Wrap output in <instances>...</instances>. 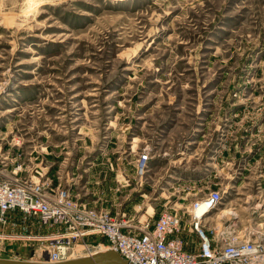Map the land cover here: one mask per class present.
I'll return each instance as SVG.
<instances>
[{
  "label": "rangeland",
  "instance_id": "374dc122",
  "mask_svg": "<svg viewBox=\"0 0 264 264\" xmlns=\"http://www.w3.org/2000/svg\"><path fill=\"white\" fill-rule=\"evenodd\" d=\"M54 3L0 0V145L11 123L25 139L11 158L45 143L51 179L72 160L69 177L95 209L110 207L116 186L131 201L145 184L127 211L142 223L222 189L209 227L264 238V0ZM144 148L153 160L142 175ZM181 177L202 183L153 203Z\"/></svg>",
  "mask_w": 264,
  "mask_h": 264
},
{
  "label": "built area",
  "instance_id": "2783aa9c",
  "mask_svg": "<svg viewBox=\"0 0 264 264\" xmlns=\"http://www.w3.org/2000/svg\"><path fill=\"white\" fill-rule=\"evenodd\" d=\"M13 124L8 125L11 132L0 145V258L40 261L47 257L49 262L59 263L105 252L104 248L116 251L132 264H264V238L254 239L229 228L209 227L211 217L223 203L222 189L195 199L187 212L167 210L146 223L136 221L123 209L122 203L131 198L122 196L124 187L122 192L120 186L111 191L107 201L110 207L91 208L88 199H84L88 196L83 192L87 186L80 190L69 177L68 162H64V174H67L63 181L61 176L59 184L51 179L54 165L47 163L50 152L45 143L29 145L25 150L20 147V153L11 158L13 145L25 143ZM111 143L101 148L99 156L108 152ZM215 153L219 155L218 148ZM34 155L36 160L41 159L38 165L33 163ZM18 157H30L29 164ZM98 159L93 157L90 163ZM151 160V151L144 148L137 160L142 175L151 170ZM247 165L248 161L238 171L248 169ZM121 168L117 167L118 172ZM23 173L29 175H20ZM184 183L196 185L202 181H176L163 187L165 193H157L153 203ZM130 194L145 198V184ZM185 233L197 236L195 250H187Z\"/></svg>",
  "mask_w": 264,
  "mask_h": 264
},
{
  "label": "water",
  "instance_id": "95a60500",
  "mask_svg": "<svg viewBox=\"0 0 264 264\" xmlns=\"http://www.w3.org/2000/svg\"><path fill=\"white\" fill-rule=\"evenodd\" d=\"M0 264H132V263L124 259L116 251L108 250L105 252H99L92 256L72 259L59 263L34 262V261L0 258Z\"/></svg>",
  "mask_w": 264,
  "mask_h": 264
},
{
  "label": "crops",
  "instance_id": "0c3cea01",
  "mask_svg": "<svg viewBox=\"0 0 264 264\" xmlns=\"http://www.w3.org/2000/svg\"><path fill=\"white\" fill-rule=\"evenodd\" d=\"M97 154V155H96ZM94 156L95 157H98V158H100V156H99V153H96ZM71 166H72V160H70L69 161V165H68V169H70L71 168ZM215 169H213V171H214ZM55 171V170H54ZM180 180H184L182 177L179 179V181ZM88 182H89V179H88ZM109 196H112L111 195V193L109 194ZM123 209L127 212L128 211V208L130 207V206H136L138 203H137V197L135 196L133 199H131V201H124L123 203ZM107 205H109V203H107ZM134 206V207H135ZM134 207H132L133 209H134ZM135 210V209H134ZM147 213V212H146ZM192 245H187V250H189V251H193L194 249H195V247L193 246V247H191Z\"/></svg>",
  "mask_w": 264,
  "mask_h": 264
},
{
  "label": "bare ground",
  "instance_id": "6f19581e",
  "mask_svg": "<svg viewBox=\"0 0 264 264\" xmlns=\"http://www.w3.org/2000/svg\"><path fill=\"white\" fill-rule=\"evenodd\" d=\"M55 3H54V0H38V5L39 6H47V5H51L53 6ZM102 251H106L104 248ZM82 258V257H81ZM78 259V258H76ZM72 260V259H71ZM34 262H46V263H52V262H49V260L47 259V257L44 258V260H40V261H34Z\"/></svg>",
  "mask_w": 264,
  "mask_h": 264
}]
</instances>
